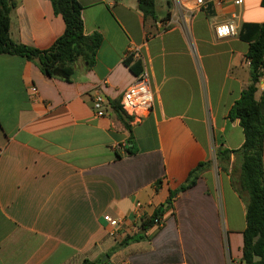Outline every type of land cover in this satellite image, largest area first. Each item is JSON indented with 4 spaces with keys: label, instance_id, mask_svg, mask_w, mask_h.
<instances>
[{
    "label": "crops",
    "instance_id": "crops-1",
    "mask_svg": "<svg viewBox=\"0 0 264 264\" xmlns=\"http://www.w3.org/2000/svg\"><path fill=\"white\" fill-rule=\"evenodd\" d=\"M190 1L156 0L155 18L144 19L137 0H78L84 34L102 42L90 68L74 63L69 82L0 55V264L106 256L108 264H242L247 195L238 186L237 151L244 136L228 113L250 83L249 45L238 33L264 23V6L224 0L188 11ZM15 2L10 39L51 47L64 23L50 1ZM229 21L237 34L217 38L215 26ZM143 70L154 105L140 119L122 115L128 131L112 104ZM258 90L256 100L261 84ZM97 92L102 117L91 108ZM262 163L264 171V143ZM199 165L194 184L168 203ZM160 209L162 225L141 230V220ZM105 215L122 224L112 229ZM136 233L142 239L116 248Z\"/></svg>",
    "mask_w": 264,
    "mask_h": 264
},
{
    "label": "trees",
    "instance_id": "trees-1",
    "mask_svg": "<svg viewBox=\"0 0 264 264\" xmlns=\"http://www.w3.org/2000/svg\"><path fill=\"white\" fill-rule=\"evenodd\" d=\"M54 15L60 16L64 23V31L51 47L38 50L23 44L13 42L9 37L10 15L17 6L15 0H0V55L17 56L36 64L40 72L50 78H59L69 82L74 73L73 65L78 59L84 60L90 68L95 61L96 52L102 42L98 33L85 35L81 18L82 6L78 0H49ZM156 0H137L138 9L144 19L155 18ZM168 4V3H167ZM261 4L264 6V0ZM168 17V15H167ZM238 37L246 42L248 52L246 59L250 66V83L242 91L240 98L233 104L228 113V119L238 120L242 128L244 141L237 151L241 158L238 186L247 195L245 210L246 226L243 231L242 264H264V171L262 163L264 143V89L258 100L257 84L264 76V23L243 24ZM129 65L130 61H126ZM135 73L139 66L130 65ZM136 67V69H135ZM117 118L123 122L124 115L118 104H112ZM129 131V126L124 123ZM128 155L135 153V149L127 150ZM226 151L220 152L224 160L228 159ZM199 165L193 170L177 191H172L168 203L179 192L189 188L201 169ZM161 209L152 216L143 218L141 230L154 225L160 217ZM143 235L136 233L124 237L116 248L124 247L142 239ZM81 264H108V260L91 262L83 260Z\"/></svg>",
    "mask_w": 264,
    "mask_h": 264
},
{
    "label": "built area",
    "instance_id": "built-area-1",
    "mask_svg": "<svg viewBox=\"0 0 264 264\" xmlns=\"http://www.w3.org/2000/svg\"><path fill=\"white\" fill-rule=\"evenodd\" d=\"M234 6H240L242 0H231ZM207 2L213 5H221L224 0H194L186 2L183 7L188 11H200ZM214 33L217 38H225L235 36L237 34V27L234 21L218 24L214 28ZM130 57H138L137 53H133ZM262 80V79H261ZM261 87L264 88V80L261 82ZM31 92L33 95L37 94V90L32 87ZM154 96L150 89L148 74L143 70L137 77L133 84H131L122 94L119 107L121 112L133 119H140L147 115L153 108ZM91 108L97 117H102L105 114V100L101 93L97 92L91 99ZM103 220L114 230H117L122 224V220L113 219L108 215L103 216ZM162 225L161 217H158L154 226L160 227Z\"/></svg>",
    "mask_w": 264,
    "mask_h": 264
},
{
    "label": "rangeland",
    "instance_id": "rangeland-1",
    "mask_svg": "<svg viewBox=\"0 0 264 264\" xmlns=\"http://www.w3.org/2000/svg\"><path fill=\"white\" fill-rule=\"evenodd\" d=\"M260 84H261V79L259 81V83L257 84V88L259 89L260 88ZM264 89V88H263ZM259 91V90H258ZM238 173V172H237Z\"/></svg>",
    "mask_w": 264,
    "mask_h": 264
},
{
    "label": "water",
    "instance_id": "water-1",
    "mask_svg": "<svg viewBox=\"0 0 264 264\" xmlns=\"http://www.w3.org/2000/svg\"><path fill=\"white\" fill-rule=\"evenodd\" d=\"M106 258H107V256H106V257H104V258L101 260V262L105 261V260H106Z\"/></svg>",
    "mask_w": 264,
    "mask_h": 264
}]
</instances>
